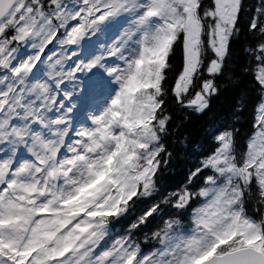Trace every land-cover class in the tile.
Returning <instances> with one entry per match:
<instances>
[{
	"label": "snow or ice",
	"instance_id": "snow-or-ice-1",
	"mask_svg": "<svg viewBox=\"0 0 264 264\" xmlns=\"http://www.w3.org/2000/svg\"><path fill=\"white\" fill-rule=\"evenodd\" d=\"M0 264H264V0H0Z\"/></svg>",
	"mask_w": 264,
	"mask_h": 264
},
{
	"label": "clouds",
	"instance_id": "clouds-1",
	"mask_svg": "<svg viewBox=\"0 0 264 264\" xmlns=\"http://www.w3.org/2000/svg\"><path fill=\"white\" fill-rule=\"evenodd\" d=\"M107 169L105 172V175H107ZM96 187L95 186H91L88 189H85L78 197L76 200L72 201V204L77 205L80 203H83L84 201L88 200L91 198L92 195H94L95 191H96Z\"/></svg>",
	"mask_w": 264,
	"mask_h": 264
},
{
	"label": "rangeland",
	"instance_id": "rangeland-1",
	"mask_svg": "<svg viewBox=\"0 0 264 264\" xmlns=\"http://www.w3.org/2000/svg\"><path fill=\"white\" fill-rule=\"evenodd\" d=\"M90 87V85L89 84H85L83 87H82V89H81V91H83L84 93H85V97L87 96V91H88V88ZM86 106V100L85 99H81V107L83 108V107H85Z\"/></svg>",
	"mask_w": 264,
	"mask_h": 264
}]
</instances>
